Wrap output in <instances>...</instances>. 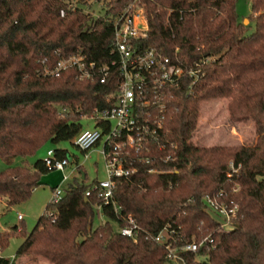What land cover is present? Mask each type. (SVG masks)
<instances>
[{"label":"trees","instance_id":"trees-1","mask_svg":"<svg viewBox=\"0 0 264 264\" xmlns=\"http://www.w3.org/2000/svg\"><path fill=\"white\" fill-rule=\"evenodd\" d=\"M95 1L103 10L97 15L87 8L89 0H0L3 160L33 154L46 141L73 140L84 128L82 116L109 103L115 72L105 83L80 79L74 67L57 76L40 72V59L52 64L57 51L67 56L83 49L90 60H111L114 20L132 0ZM142 1L150 23L143 45L178 56L185 70L160 139L152 143L158 160L146 165L132 149L128 156L140 169L116 180L114 203H103L95 191L87 195L97 178L68 183L30 231L16 225L0 231V251L20 229L16 256L40 255L54 264H264V0H251L249 17L256 20L251 33L237 0ZM213 97L229 98L232 119L256 122V142L202 147L192 139L201 101ZM53 150L55 157L67 155L64 148ZM169 153L174 158L165 160ZM151 167L164 171L150 172ZM49 170L42 157L1 170L5 206L27 199ZM209 193L239 204L227 228L206 204ZM100 210L107 220L96 225ZM129 216L142 226L138 241L120 231ZM166 225L176 229L179 241L205 236L213 241L183 252L176 263L154 238Z\"/></svg>","mask_w":264,"mask_h":264},{"label":"built area","instance_id":"built-area-1","mask_svg":"<svg viewBox=\"0 0 264 264\" xmlns=\"http://www.w3.org/2000/svg\"><path fill=\"white\" fill-rule=\"evenodd\" d=\"M171 12L172 8L168 14ZM61 14L65 15L64 9ZM114 21L115 47L110 61L99 63L90 60L83 49L67 56L57 51L58 59L52 64L48 63L46 57L40 59V72L45 76L61 75L63 71L74 67L80 79H98L105 83L110 74L115 72L116 88L107 95L109 103L82 116V120L90 119L95 126L83 128L73 137L74 143L85 153L95 145L101 146L108 178L94 182L87 190V195L95 191L105 204L114 203L116 180L130 179L140 169L128 156L132 149L138 161L146 165L158 160V155L152 150V143L160 139L170 107L169 101L173 99L175 89L182 88L185 72L178 56L164 53L155 46L143 45L150 23L146 4L142 0H132ZM190 72L193 74L194 70L190 69ZM172 158L173 154L169 153L165 160ZM44 159L47 167L51 169H64L70 163L67 157H55L53 149L47 150ZM78 167L81 165L78 164ZM149 171L162 172L164 169L151 167ZM68 176L65 174L63 179H68ZM52 192L50 202H56L66 191L57 184ZM204 200L227 228L237 214L239 204L221 201L210 193ZM114 205L117 211L121 209ZM120 231L138 241L142 226L129 216L127 224ZM154 238L165 244L167 255L176 263L183 261V252L198 251L204 244L213 241L209 236L179 241L176 229L171 225L164 226ZM11 260L9 258L8 262L0 261V264H12Z\"/></svg>","mask_w":264,"mask_h":264},{"label":"rangeland","instance_id":"rangeland-1","mask_svg":"<svg viewBox=\"0 0 264 264\" xmlns=\"http://www.w3.org/2000/svg\"><path fill=\"white\" fill-rule=\"evenodd\" d=\"M92 1V2H91ZM237 7L241 17L246 23L251 26L248 33L255 30L256 20L250 19L251 0H237ZM90 6L87 8L93 11L94 14L102 13L101 5L95 0H89ZM248 19V20H247ZM198 124L192 133V139L202 147L212 145H240L241 143H254L258 139L257 125L254 120L236 121L231 118L230 102L227 97H213L201 101ZM84 128L94 127L95 123L92 120H82ZM64 148L67 150L66 157L70 163L64 169H51L42 174L44 183L32 190L31 195L22 202L5 206L4 202L0 201V231L10 229L13 225L24 227L25 231H30L37 218L45 210V206L50 202L52 197L51 187L60 184L61 187H66L68 183L75 179H84L86 183H91L94 179H106V160L101 152V146L95 145L86 156L73 140H60L53 143L46 141L33 154L26 156H13L9 160H3L0 157V171L7 166L22 164L24 161L29 165L38 158H44L48 149ZM81 167H78V164ZM233 165L230 163V167ZM237 170V169H235ZM83 173L86 178H83ZM66 175L68 179H63ZM19 214L21 217H19ZM106 217L100 210L96 214L94 224L98 225L106 221ZM223 225V224H222ZM224 226V225H223ZM12 234L8 241V246L0 251V256L12 259L15 264H54L44 256L40 255H23L16 256V250L23 240V236L19 231ZM206 258V257H204Z\"/></svg>","mask_w":264,"mask_h":264},{"label":"water","instance_id":"water-1","mask_svg":"<svg viewBox=\"0 0 264 264\" xmlns=\"http://www.w3.org/2000/svg\"><path fill=\"white\" fill-rule=\"evenodd\" d=\"M248 20V19H247ZM86 177V174L85 173H83V178H85Z\"/></svg>","mask_w":264,"mask_h":264},{"label":"crops","instance_id":"crops-1","mask_svg":"<svg viewBox=\"0 0 264 264\" xmlns=\"http://www.w3.org/2000/svg\"><path fill=\"white\" fill-rule=\"evenodd\" d=\"M51 189H52V187H51ZM0 201L4 202V199H1V198H0Z\"/></svg>","mask_w":264,"mask_h":264}]
</instances>
